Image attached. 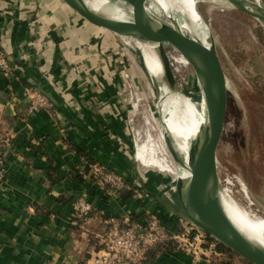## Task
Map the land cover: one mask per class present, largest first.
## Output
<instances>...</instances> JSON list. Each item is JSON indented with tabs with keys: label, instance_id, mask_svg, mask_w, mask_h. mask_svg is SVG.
<instances>
[{
	"label": "crops",
	"instance_id": "0c3cea01",
	"mask_svg": "<svg viewBox=\"0 0 264 264\" xmlns=\"http://www.w3.org/2000/svg\"><path fill=\"white\" fill-rule=\"evenodd\" d=\"M98 33L61 0H0V264H95L108 221L140 215L91 176L93 162L118 174L130 165L112 86L98 88L114 73ZM83 194L93 210L78 218ZM154 264L213 263L177 248Z\"/></svg>",
	"mask_w": 264,
	"mask_h": 264
},
{
	"label": "rangeland",
	"instance_id": "374dc122",
	"mask_svg": "<svg viewBox=\"0 0 264 264\" xmlns=\"http://www.w3.org/2000/svg\"><path fill=\"white\" fill-rule=\"evenodd\" d=\"M195 1L203 26L214 40L227 81L225 128L217 151L219 188L227 190L241 207L264 219V30L251 17L225 8L218 1ZM112 3V10L120 8L123 18L132 20V7L128 0H112ZM145 8L149 15L164 25H173L165 20L153 0H147ZM107 14L110 15L109 12ZM96 30L100 32L98 36L109 43L108 57L102 52L101 55L105 64L114 69L112 75L97 79L98 88H105L106 84L112 86L107 97L118 101L114 102L116 105L119 103L118 106L111 107L112 112L121 115L119 118L123 120V133L118 144L122 155L130 162L125 170L119 172L126 184L121 193L131 192L132 199L141 204L139 218L153 216L164 226L173 224V231L165 234L174 236L173 242L182 251L218 264H249L232 251L231 255L218 251L213 239L214 242H192L194 230L189 231L193 227L182 212L176 179L156 169H145L134 158L136 145L148 135L165 140L168 114L172 120L179 116L180 109L169 100L167 89L176 93L177 98L189 99L197 111H201L203 93L193 69L191 66L178 67L171 61L174 79L169 85L164 76L150 75L134 39ZM107 36L113 39L108 42ZM164 48L171 58L177 55L169 45H164ZM101 93L106 95L107 91ZM175 133L171 132V135L174 137ZM203 138L204 129L201 128L197 140L190 142V148L198 149ZM164 145L171 165L179 173L186 171L183 155L174 146L172 138H167Z\"/></svg>",
	"mask_w": 264,
	"mask_h": 264
},
{
	"label": "water",
	"instance_id": "95a60500",
	"mask_svg": "<svg viewBox=\"0 0 264 264\" xmlns=\"http://www.w3.org/2000/svg\"><path fill=\"white\" fill-rule=\"evenodd\" d=\"M61 1L96 29L158 45L157 56L163 65L162 76L169 85H172L174 79L172 58L164 45H169L188 61L202 89L206 124L200 126V129H204L200 147L190 148L188 153L190 177L176 179L177 191L183 194L185 200H180L182 212L192 227L224 245L247 263L264 264V249L251 242L231 223L218 197L220 188L217 177V151L225 128L227 81L215 45L206 47L172 28L174 24L164 25V28L153 31L145 16L147 0H128L132 7L130 21H115L97 15L84 6L81 0ZM215 1L251 17L264 30V0ZM167 133L164 135L166 143L170 137L168 131ZM183 180H186V183L183 184Z\"/></svg>",
	"mask_w": 264,
	"mask_h": 264
},
{
	"label": "bare ground",
	"instance_id": "6f19581e",
	"mask_svg": "<svg viewBox=\"0 0 264 264\" xmlns=\"http://www.w3.org/2000/svg\"><path fill=\"white\" fill-rule=\"evenodd\" d=\"M153 2L163 12L165 20L174 24L172 28H175L185 36L195 39L206 47L214 45V40L212 39L210 32L203 26L202 17L198 11L195 0H153ZM81 3L97 15L115 21H127L123 18L122 10L120 8H114V10L111 9V6L113 7L112 0H81ZM108 12L110 15L107 14ZM145 16L153 31H158L164 28V24L157 18L149 15L147 10ZM189 32L192 33L191 36H189ZM134 40L136 41V46L140 48L143 56L142 58L145 61L147 71L150 75L153 77L162 76L164 74L163 65L157 56L158 45L138 39ZM172 61L178 67L189 66L188 61L178 53L172 58ZM167 95L169 96L168 98L171 103L180 109V112L179 116L173 120L168 114L165 127L172 138L174 146L178 152L183 155L185 165L187 166V169H185L186 171H181V173H179L178 170L171 165L168 160L169 154L164 145L165 140L158 137L153 139L148 135L147 139L137 144L134 158L145 169H156L161 173H168L174 177V180L180 178L188 179L190 177V171H188L189 169L187 165L190 142L192 140H197L200 126L206 124L205 104L202 102L201 111H197L189 99L184 97L177 98L176 93L172 91L170 92L168 89ZM184 124H187V126H183ZM171 132L177 133H175L173 137ZM200 143L201 142H199V144ZM177 196L179 200L185 202L182 193L177 191ZM218 197L221 206L231 223H233V225H235L251 242L264 249V219L252 214L251 211H248V209L237 204L227 190H219Z\"/></svg>",
	"mask_w": 264,
	"mask_h": 264
},
{
	"label": "built area",
	"instance_id": "2783aa9c",
	"mask_svg": "<svg viewBox=\"0 0 264 264\" xmlns=\"http://www.w3.org/2000/svg\"><path fill=\"white\" fill-rule=\"evenodd\" d=\"M0 68L4 71L9 69L1 55ZM89 167L92 178L105 194H119L126 188L122 176L115 171L97 162L90 163ZM2 178L3 169L0 166V181ZM74 205L75 216L78 218L88 217L93 210V206L85 194L77 198ZM107 224L105 231L99 236L101 250L94 259L95 264H142L145 253L167 237L165 232H170L153 216L149 219L134 216L123 220L111 218ZM193 228H189V231L194 230L192 242L206 240L208 235L195 227Z\"/></svg>",
	"mask_w": 264,
	"mask_h": 264
},
{
	"label": "trees",
	"instance_id": "16d2710c",
	"mask_svg": "<svg viewBox=\"0 0 264 264\" xmlns=\"http://www.w3.org/2000/svg\"><path fill=\"white\" fill-rule=\"evenodd\" d=\"M124 193V192H123ZM124 197H130L132 195L131 192H125V194H123ZM206 240L210 241V242H214L212 240V238L210 239L209 236H206ZM216 245V249L218 251H220L221 253H225L228 255H231V252L228 248H226L224 245L218 243V242H214ZM101 247V246H100ZM178 247L176 246L175 242H173V239L169 236H167L166 238H164L163 240H161L156 246H154L153 248H151L150 250H148L145 255H144V259L142 264H154V261L156 259V257L165 252V251H171V250H175ZM179 249V248H178ZM222 255V254H220ZM213 264H218L216 262H212Z\"/></svg>",
	"mask_w": 264,
	"mask_h": 264
}]
</instances>
